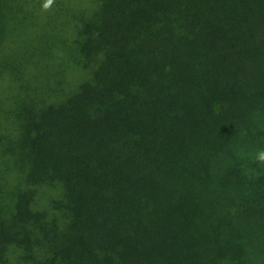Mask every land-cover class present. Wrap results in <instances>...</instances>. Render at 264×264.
<instances>
[{"label": "trees", "instance_id": "16d2710c", "mask_svg": "<svg viewBox=\"0 0 264 264\" xmlns=\"http://www.w3.org/2000/svg\"><path fill=\"white\" fill-rule=\"evenodd\" d=\"M43 3L0 0V264H264V0Z\"/></svg>", "mask_w": 264, "mask_h": 264}, {"label": "clouds", "instance_id": "9594fccd", "mask_svg": "<svg viewBox=\"0 0 264 264\" xmlns=\"http://www.w3.org/2000/svg\"><path fill=\"white\" fill-rule=\"evenodd\" d=\"M54 3V0H44V3L42 5V7L45 9V10H48L51 5ZM255 160L258 162V163H261V164H264V149L262 150H259L256 154H255Z\"/></svg>", "mask_w": 264, "mask_h": 264}, {"label": "rangeland", "instance_id": "374dc122", "mask_svg": "<svg viewBox=\"0 0 264 264\" xmlns=\"http://www.w3.org/2000/svg\"><path fill=\"white\" fill-rule=\"evenodd\" d=\"M63 1L66 3V0H63ZM70 1L81 2V3H88L90 0H68V2H70ZM0 85L6 87V81L5 82L0 81Z\"/></svg>", "mask_w": 264, "mask_h": 264}]
</instances>
